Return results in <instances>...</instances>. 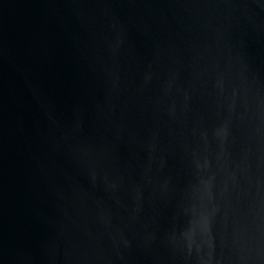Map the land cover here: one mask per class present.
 <instances>
[{
  "label": "water",
  "instance_id": "obj_1",
  "mask_svg": "<svg viewBox=\"0 0 264 264\" xmlns=\"http://www.w3.org/2000/svg\"><path fill=\"white\" fill-rule=\"evenodd\" d=\"M0 264H264V0H0Z\"/></svg>",
  "mask_w": 264,
  "mask_h": 264
}]
</instances>
